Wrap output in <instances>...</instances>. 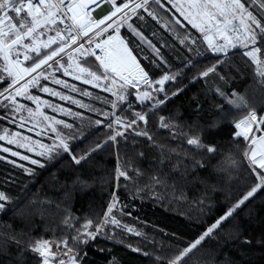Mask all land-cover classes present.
Wrapping results in <instances>:
<instances>
[{"label":"trees","instance_id":"1","mask_svg":"<svg viewBox=\"0 0 264 264\" xmlns=\"http://www.w3.org/2000/svg\"><path fill=\"white\" fill-rule=\"evenodd\" d=\"M242 2L247 8L252 6L250 0ZM254 2L260 5V0ZM164 3L166 7L152 5L149 9L157 18L141 9L137 13L142 19L132 15L116 32L150 81L185 66L183 75L166 87L169 98L165 104L149 109L147 106L152 101H139L130 93L131 108L124 102L118 103L116 115L128 119L133 117V109L149 112L148 124L144 125L143 121L138 124L141 130L146 128L152 140L115 123L112 128L107 127L114 121L112 115H101L114 112L111 103L106 102L114 101L105 90L107 84L96 82L99 85L95 87L76 83L63 70L59 71L56 80L78 85L75 97L82 107L68 104L74 111L73 118L59 117L73 125L66 132L61 127L59 131L75 139L68 141L70 153L61 149L59 154L44 156V167L38 166L31 173L13 163L0 149V156L4 157L0 159V191L9 197L0 214V264H42L43 257L32 251L37 239H47L55 247L59 240L72 244L71 237L77 235V228H83L91 220L93 227L86 230L91 232L100 223L113 203V195L115 207L109 216L115 217L119 226L109 223L94 238L88 237L87 243H77L74 247L78 253L77 264H167L168 259L198 239L255 181L248 174V161L243 155L251 138L245 142L242 136L236 137L239 129L235 123L251 111L256 112L258 119L264 118V81L262 84L256 75L258 64L244 56L243 49L221 58L224 62L218 64L207 49L202 33L167 0ZM250 11L258 19H264L260 9L253 7ZM46 38L42 36L41 41ZM146 41L159 50V55ZM57 46L53 44L51 48ZM51 48L42 47L41 52ZM259 55L264 63V47ZM86 58L88 64L98 68L91 58ZM68 62L67 55L60 60L62 65ZM29 63L26 61L25 66ZM4 64L0 57V75L6 76L2 71ZM214 65L215 71L206 77L200 76ZM58 67L45 65L40 70L48 75ZM52 82L53 79L46 80L40 85L65 91ZM9 83L10 79L0 81V89ZM178 89L182 91L172 95ZM32 93L49 103L56 101L40 87ZM161 116L173 127H160ZM96 120L102 123L96 124ZM115 129L123 132V136H117L116 141L109 140V134L114 135ZM196 136L206 147L214 145L215 152L209 154L187 143ZM73 154L87 155V158L76 164ZM229 157L237 161V166L229 167ZM196 161L203 167L195 164ZM119 171H125L131 179L120 176ZM155 176L165 183L154 184ZM68 214L74 217L71 228L64 223ZM60 250L62 253L63 244ZM190 255L189 264L193 261L196 264H264V189L246 201L233 218L225 221ZM158 256L165 260L158 261Z\"/></svg>","mask_w":264,"mask_h":264},{"label":"snow or ice","instance_id":"2","mask_svg":"<svg viewBox=\"0 0 264 264\" xmlns=\"http://www.w3.org/2000/svg\"><path fill=\"white\" fill-rule=\"evenodd\" d=\"M98 0H0V57L5 62L2 71L6 73V76L0 75V81L4 79H10V83L3 89H0V106L9 108L10 105L3 103V101H10L13 107L12 111H16V96H24L29 100L39 101V96L30 95L28 93V86L30 84H36L40 76H44V71L37 72L42 69V66L47 65L53 67L59 65L63 67L60 60L63 59L61 54L67 55L69 59H72V53H81L84 57L95 56V59L100 62V67L104 69V72H100L98 68H95L88 64V66L77 65L79 73L85 76L86 83L99 82L101 80L108 79V72L114 74V77L118 76L123 83L120 85V89L115 92L117 98L116 101H106L111 103L113 109L119 108L117 101L124 102L128 108H131V102L128 100V93L125 91L126 87H138V82L135 77L129 80L125 76V72L131 73L133 69L136 70V74L139 79L142 80L147 86L148 90L142 91L137 95V99L143 101H152L147 107L149 109L158 107L166 103L169 98L167 89L164 87L165 82L175 81L177 76L183 75L184 67L177 69L169 74H162L161 78L150 81L148 74L143 68L136 62L135 57L125 46L123 39L118 35L109 34L106 39L98 40L94 37H99L101 33L106 32L109 28L113 27V24H105V21L111 20L117 15V13H123L121 20L127 22L128 13L124 12L125 9H130L134 15H139V18H143L142 15L137 13L138 9H142L144 12H148L149 15L157 18L155 13L150 11L152 5H160L162 8L166 7L164 0H100V2L110 3L113 11H110L102 18H93L88 12L85 11L89 3H97ZM169 3L172 0H168ZM254 2V0H253ZM131 4V7H130ZM260 8L264 9V0H260ZM181 13L192 24L193 27L198 28L204 34V40L207 41L208 47L213 53L222 54L226 59L229 55V48H237V46L248 49L243 52L244 56L249 57L254 63L260 65L257 68V72L261 77H264V63L258 60L256 53L261 52L264 47V19H258L252 11H249L242 0H187V11L184 7L180 8ZM26 12V14H25ZM14 13L15 15H10ZM179 23V21H176ZM114 31H119L121 27L120 21H116ZM62 25V27H61ZM103 25L104 27H101ZM132 28V25H129ZM98 29V31H93ZM135 32V28H132ZM49 32H54L53 35H47ZM92 33V35H89ZM140 35V33H136ZM46 36L45 41H41V37ZM218 36L222 43H217L214 37ZM87 37L86 40H83ZM141 39L144 37L141 36ZM25 41H28L27 43ZM149 47H152L157 55L159 50L155 49V46L146 41ZM53 44H57L56 48H51ZM95 44V48H99L103 55H96L92 49V45ZM74 46V47H73ZM251 46V47H250ZM49 49L51 51L41 52V48ZM72 49V52H66V49ZM35 53V56L30 55ZM22 57V59H21ZM55 57L60 59L54 60ZM224 59L218 55L217 63L224 62ZM30 61L25 66L24 62ZM53 61V64L49 62ZM71 66V65H70ZM191 67V65H187ZM59 70L58 68L56 69ZM216 70L215 65L200 73L201 77L208 76L209 72ZM33 73H37L36 76H32ZM67 75V69H65ZM25 76H31L32 78L26 80L21 86L16 87L21 80H24ZM47 79V76L44 77ZM75 78L79 79V75ZM196 77L193 78L195 80ZM56 83H61L57 80ZM111 83L116 84V79L113 78ZM159 85L158 88L152 87V85ZM95 86V85H94ZM40 88L44 92H49L50 89L46 86L40 85ZM106 91H111V88L106 87ZM182 89H178L173 92L172 95H177ZM153 93H156L153 96ZM58 95V93H53ZM87 95V93H85ZM160 94H163L162 96ZM67 98V97H62ZM78 103V102H77ZM20 109H25V105L20 104ZM29 113V117H36L38 115L43 116V120L47 121L51 118L43 115L42 113L34 112L32 109H26ZM134 111V115L131 119L123 115H116L115 112L101 115H112L114 121L110 122L107 127L112 128L113 123L119 127L125 129L131 128L137 136H146L149 140H152V136L145 129L141 130L138 124L139 121H143L144 125L148 124V111ZM96 124H101V120H96ZM160 127L170 129L173 127L169 122L165 121L163 116L160 117ZM254 123L264 124V118L258 120L255 111L249 112L244 119L235 123V128L239 129L235 133L236 137H243L245 142L249 141V134L253 131L252 125ZM54 124H64L61 120H55ZM65 127L71 129L73 125L64 124ZM135 126V127H134ZM52 131L56 133V141L51 145L40 144L39 151L36 152L38 156H47L50 153L59 154V150L63 152H71L69 147V140L75 139L74 136L65 135L60 132L56 127H52ZM115 134H109L108 139L116 141L117 136H123V132L115 129ZM257 132L264 133V129L256 128ZM15 135H19L18 133ZM6 136H0V140H4ZM24 140L29 138L25 137ZM9 143H19L15 139L9 140ZM189 145H195L198 150H206L211 154L215 152V146H205L204 142L199 136L189 138L187 140ZM21 147L24 144H20ZM97 147H100L98 145ZM32 149L29 148V151ZM2 151L8 152L10 149L3 148ZM95 151V149H93ZM12 156H20L21 160H29L32 165H39L44 167V164L37 159H31L28 156L20 155L18 152H11ZM142 155V153H141ZM245 159L248 161V168L250 169L249 175L255 177V181L252 182L251 187L216 221L206 229V231L189 246L183 248L178 254H175L172 258L167 260V264H189L192 261L193 250L197 249V246L201 244V241L205 237L210 236L216 229H219L221 225L228 221L229 218L234 217V213L241 208L251 197L262 189H264V134L258 137L253 135L250 142L243 153ZM87 155L75 156L72 155V159L76 164H80L81 160H85ZM0 159L4 157L0 156ZM163 162V161H162ZM229 167L237 166V161L229 157ZM195 164H199L203 167L200 161H196ZM195 164L193 165L195 167ZM19 166V165H18ZM22 167V166H21ZM127 167V165H126ZM187 167V166H185ZM258 169V170H257ZM25 171L31 173L32 169L26 168ZM119 175L125 177V179H131L125 171H119ZM154 184H164L165 181L159 176L153 177ZM173 187H175L173 185ZM9 197L5 192L0 191V201H7ZM116 197L113 195V203L109 204L107 212L104 214L103 219L99 224H96L93 231H86L93 227V221L89 220L83 225V228H77V235L71 237L73 241L69 244L67 240H59L56 242V247L59 250L60 245L63 244L64 250L61 258L57 259V253L51 251V242L47 239H37L32 246V251L38 253L43 257L42 264H49L50 258L53 264H77L78 253L74 251V247L77 243H87V238H94L99 234L106 225L109 223L119 226V221L115 217H110L115 207ZM203 202V201H201ZM5 207V203H0V209ZM74 217L68 214L65 217L64 223L69 228L73 227L72 221ZM132 231V229H128ZM139 235V233H137ZM63 257H67V260ZM158 261L165 260V257L158 256ZM193 264H196L193 261Z\"/></svg>","mask_w":264,"mask_h":264},{"label":"rangeland","instance_id":"3","mask_svg":"<svg viewBox=\"0 0 264 264\" xmlns=\"http://www.w3.org/2000/svg\"><path fill=\"white\" fill-rule=\"evenodd\" d=\"M118 1L119 0H117V3H118ZM250 1L252 2V6L249 8L246 7L249 11L251 8L256 7L258 9H260L262 12H264V10L259 7L257 2H253V0H250ZM170 4L182 18H184L188 23H190L189 20L186 19L185 16L180 11L181 7H184L185 11H187V0H172V2ZM124 12H127L129 14L127 9H125ZM122 16H123V13H117V15L112 18V19H115L112 21V23H110V24H113L112 28L115 27L114 22H116V21H120V23L122 22V20H121ZM111 20H107L105 22H109ZM195 29H197L200 33H202L198 28H195ZM113 35H118L120 37L119 33H114ZM202 36H203V41L205 42V44L207 46V49L212 53V55L214 57L217 58L218 55L216 53L212 52V50L208 47L207 42L204 40V34L203 33H202ZM124 44L128 48L125 41H124ZM237 49H243L245 51L248 50V49H245V48L239 46L236 49L229 52V55L231 53H233L234 51H236ZM128 50L132 53V51L129 48H128ZM132 55H133V53H132ZM256 55H257L258 60H260L259 52L256 53ZM219 56L221 58H223V55H219ZM135 59H136V57H135ZM87 60H88V58L84 57L81 53H74V56H72V59H69L68 64H63V67L59 66L58 71L55 69L54 72L52 71L48 75H44L43 77H40L36 84H31L28 86V90H27L28 93L30 95L38 96L32 92L35 91L38 87H40L41 83L45 82L46 80H52L53 79L52 84L61 86L65 91L62 92L61 90H58L55 87L49 88L48 86H46L50 89V91L49 92L42 91V92L46 95H49V96L55 98L56 99L55 102L49 103L45 99L41 98L40 96H39L40 99L38 102L33 101V100H29L24 96H16L15 97V100L17 102L15 105V107L17 108L16 111L11 110L13 105H11L10 101H4L3 102V103L10 105V107L7 109L0 106V136H6V138L4 140H0V149L1 150L3 148L10 149V151H8V152H4V151L3 152L7 153V155L9 156L10 160L13 163H15L16 165L25 167V168H30L32 170L37 169V167L39 165H32L29 160H21L19 155L18 156H12L11 152H18L20 155L28 156L31 159H37V160H40L42 162L44 156H38V155H36V152L40 150L39 149L40 144L51 145L56 141V133H54L52 131V127L54 126L58 130L61 127L62 129L61 128L60 129L63 130V132H66L68 130V128L64 126V124H67V122L63 119L62 120L59 119V117L62 116V117L73 118L74 111L71 108H68L66 106L68 104H70L71 106H74L76 108L82 107L81 102L78 100V98L75 97V95H78V85L72 84L71 82H68L64 79H57V80L61 81V83H56V81H57L56 75L61 70H63V72L65 73V69H67L68 74L67 75L65 74V75L67 77H69V79H72V81H75L76 83H78V81L86 83L85 82V76L79 73L77 65L86 66V65H82L81 63L85 62ZM136 62L139 64V61L137 59H136ZM52 63H53V61L50 62V64H52ZM97 66H98V69L101 73L104 72L99 65H97ZM259 66L260 65H257V67H259ZM140 67H141V65H140ZM77 75H79V77H80L79 79L75 78ZM45 76H47V79L44 78ZM125 76H127L129 80H131V79H133V77H135L137 82H138V87H135V88L134 87H126L125 91L127 93H130L131 95H134L135 97H137V95L141 94L142 91L148 90V86L142 80L139 79V76L136 74L135 69H133V71L131 73L125 72ZM113 78L116 79L115 85H113L111 83ZM100 82H102L104 85L107 84L108 88L112 89L111 91H109V93L112 95L114 101H116L117 98H116L114 93L120 89V85L123 83V81L120 80V78L118 76L114 77V74H111V75H108V79L101 80V81H99V83ZM171 82L172 81L165 82L164 87L166 88L168 86V84ZM99 83L97 85H99ZM86 84L92 85V86L95 85V87H98L96 85V82L86 83ZM152 87L158 88L159 85L153 84ZM53 93H58V95H54ZM155 95H156V93H153V96H155ZM160 95H162V94H160ZM62 97H67V98L65 99ZM57 101H60V103H62V104H59ZM139 101H141V100H139ZM143 102H150V101H143ZM117 103H119V101H117ZM20 104L25 105L26 106L25 109H20L18 107ZM26 109H32L34 112L42 113L43 115H46V116L50 117L51 119L45 121V120H43V116H41V115H38L36 117H29V113ZM48 111H50V112L48 113ZM117 111H118V108L114 109L115 114ZM55 120H61L64 122V124L56 125V124H54ZM257 127L261 128V124H257ZM257 127L256 126L252 127L253 131L249 134V139L252 138V133L256 130ZM17 133L19 134L18 136L15 135ZM261 134H264V133H261V132L257 133L256 132L254 135L258 137ZM25 137H27L29 139L24 140L23 138H25ZM11 139H15V140L19 141V143H9V140H11ZM20 144H24V146L21 147ZM29 148H31L32 150L29 151ZM7 201H0V203H5ZM3 209H0V214L2 213ZM121 230H123V229H121ZM133 231H134V229H133ZM208 237H205V239L203 241H201V244ZM51 251L54 253H57V259L61 258V255H62L61 250L60 249L58 250L57 247H55V245H53V244H51ZM63 258L67 260V257H63ZM49 264H53V261L51 260V258H50Z\"/></svg>","mask_w":264,"mask_h":264},{"label":"built area","instance_id":"4","mask_svg":"<svg viewBox=\"0 0 264 264\" xmlns=\"http://www.w3.org/2000/svg\"><path fill=\"white\" fill-rule=\"evenodd\" d=\"M68 0H65V3H67ZM130 7H131V4H130ZM114 8H112V6L110 5V3H107V2H100V0H98L97 3H89L87 5V8L85 9L86 12H88V14L93 17V18H102L104 17L106 14H108L110 11H113ZM141 9H138V11H140ZM127 11L129 12L128 14V19L134 15L131 13L130 9H127ZM10 15H15L14 13H9ZM26 14V12H25ZM127 19V20H128ZM115 20V19H112L111 21L109 22H105V24H110L112 23V21ZM124 22L122 21L121 22V25L123 24ZM62 27V25H61ZM101 27H104L103 25H101ZM115 28V27H114ZM114 28H109L106 32H103L100 34L99 37H94V39H98V40H104L107 38V36L109 34L113 35L114 33H116L117 31H114ZM93 31H98V29H94ZM89 35H92V33H89ZM87 37H84L83 40H86ZM74 47V46H73ZM92 49L93 51L95 52L96 55H103V53L101 52V50L99 48H95V44L92 45ZM66 52H72V49L69 48L66 50ZM74 54V53H73ZM62 56H65L64 54H61ZM89 58H91L97 65L100 66V62L98 60L95 59V56H88ZM22 59V57H21ZM57 59H60V57H57ZM26 61L24 62V65H25ZM101 69L104 71V69L101 67ZM41 70L37 71V72H40ZM113 73L111 72H108L107 75H111ZM37 73H33L32 76H36ZM32 77L31 76H25L24 80H21L20 83L18 85H16V87H19L21 86L26 80H29L31 79ZM31 85V84H30ZM6 101V100H5ZM4 102V101H3ZM253 126H256L257 127V124L254 123L252 125Z\"/></svg>","mask_w":264,"mask_h":264},{"label":"bare ground","instance_id":"5","mask_svg":"<svg viewBox=\"0 0 264 264\" xmlns=\"http://www.w3.org/2000/svg\"><path fill=\"white\" fill-rule=\"evenodd\" d=\"M214 40H215V42H217V43H222V41L220 40V38L218 37V36H216V37H214ZM207 42V41H206ZM208 44V43H207ZM237 47H239V46H237ZM236 49V48H235ZM232 50H234L233 48H229L228 49V52H231ZM217 55H222V54H217Z\"/></svg>","mask_w":264,"mask_h":264},{"label":"water","instance_id":"6","mask_svg":"<svg viewBox=\"0 0 264 264\" xmlns=\"http://www.w3.org/2000/svg\"><path fill=\"white\" fill-rule=\"evenodd\" d=\"M257 68H258V67H257ZM256 75H257V77L261 80V83L263 84L264 78L261 77V76L258 74L257 70H256Z\"/></svg>","mask_w":264,"mask_h":264}]
</instances>
